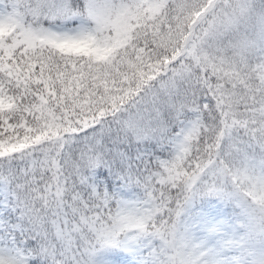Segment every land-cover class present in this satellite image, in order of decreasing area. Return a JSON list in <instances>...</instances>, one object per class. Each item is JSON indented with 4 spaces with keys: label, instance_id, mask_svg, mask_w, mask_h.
Returning a JSON list of instances; mask_svg holds the SVG:
<instances>
[{
    "label": "snow or ice",
    "instance_id": "1",
    "mask_svg": "<svg viewBox=\"0 0 264 264\" xmlns=\"http://www.w3.org/2000/svg\"><path fill=\"white\" fill-rule=\"evenodd\" d=\"M0 264H264V0H0Z\"/></svg>",
    "mask_w": 264,
    "mask_h": 264
}]
</instances>
